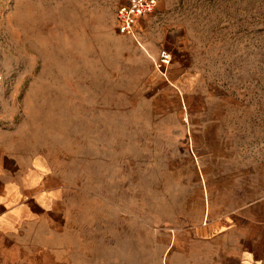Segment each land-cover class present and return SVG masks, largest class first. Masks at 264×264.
<instances>
[{"label":"rangeland","instance_id":"obj_1","mask_svg":"<svg viewBox=\"0 0 264 264\" xmlns=\"http://www.w3.org/2000/svg\"><path fill=\"white\" fill-rule=\"evenodd\" d=\"M124 1L0 0V145L62 190L54 264L205 263L224 139L264 143V0H157L134 37Z\"/></svg>","mask_w":264,"mask_h":264},{"label":"crops","instance_id":"obj_2","mask_svg":"<svg viewBox=\"0 0 264 264\" xmlns=\"http://www.w3.org/2000/svg\"><path fill=\"white\" fill-rule=\"evenodd\" d=\"M153 12L138 19L136 31L149 24ZM142 47L152 59L159 54L153 57L156 51L150 43ZM223 104V126L231 129L229 98ZM217 124L212 120L201 128L215 131ZM236 148L224 139V154L229 162L239 165L229 175L237 173L238 181L224 188L221 205H208L212 218L205 228L212 250L205 254V263L200 257L195 264H264V143L241 142L234 161ZM40 168L33 166V155L0 145V264H54L52 244L60 226L55 220L63 215L57 197L62 190L51 182L50 173Z\"/></svg>","mask_w":264,"mask_h":264},{"label":"built area","instance_id":"obj_3","mask_svg":"<svg viewBox=\"0 0 264 264\" xmlns=\"http://www.w3.org/2000/svg\"><path fill=\"white\" fill-rule=\"evenodd\" d=\"M157 0H126L120 4L115 12L117 31L134 37L135 26L138 19L154 11ZM171 53L167 49H161L158 56L152 59L154 69L165 76L168 66L171 63ZM3 76L0 72V82Z\"/></svg>","mask_w":264,"mask_h":264}]
</instances>
